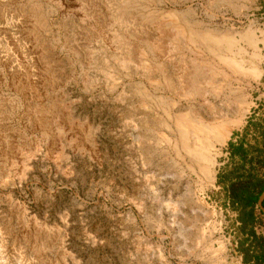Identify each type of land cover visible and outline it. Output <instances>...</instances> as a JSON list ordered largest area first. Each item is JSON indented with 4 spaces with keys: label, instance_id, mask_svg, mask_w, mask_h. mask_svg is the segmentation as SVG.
Wrapping results in <instances>:
<instances>
[{
    "label": "rangeland",
    "instance_id": "rangeland-1",
    "mask_svg": "<svg viewBox=\"0 0 264 264\" xmlns=\"http://www.w3.org/2000/svg\"><path fill=\"white\" fill-rule=\"evenodd\" d=\"M65 1L0 0V26L6 25L1 16L10 25L0 36V57L10 51L11 39L28 53L27 63L40 70V100L50 112L46 122L56 132L34 124L36 102L13 87L0 61V135L8 140L6 150L0 141V264H244L243 249L253 251L251 233L263 236L264 223L244 224L228 190L239 172L264 178L258 163H264V41L258 48L263 68L258 82L235 78L220 87L222 92H212L219 89L215 86L188 100L175 93L178 84L149 85L141 73L114 69L116 80L108 81L110 46L89 32L98 28L115 38L120 28L110 24L107 11L117 0H86L80 12ZM141 3L159 12L189 8L191 17L211 30L242 31L252 20L264 40L263 0H251L248 16L214 0ZM241 45L251 55L252 49ZM174 55L166 64L158 62L172 77L178 66ZM217 80L229 79L221 73ZM139 85L154 93L146 101L151 107L140 105ZM234 90L245 91L250 109L226 143H216L211 183L198 164L177 151L176 138L151 120L162 114L159 97L174 113L196 111L212 120L216 110L230 111ZM123 91L127 99L121 101ZM15 145L18 153L10 150ZM41 242L44 249L38 252Z\"/></svg>",
    "mask_w": 264,
    "mask_h": 264
},
{
    "label": "bare ground",
    "instance_id": "bare-ground-1",
    "mask_svg": "<svg viewBox=\"0 0 264 264\" xmlns=\"http://www.w3.org/2000/svg\"><path fill=\"white\" fill-rule=\"evenodd\" d=\"M141 1L143 0H117L113 3V11L112 9L107 11L108 19L111 21L110 24L120 28L119 32L116 31L118 34L115 35V38L110 39V35L104 33V30L102 31L98 28L90 29V38L104 40L110 46L112 61H106L104 71H106L107 80L112 81L111 83L117 77V74L114 75L113 73L114 69L125 71L128 75L133 72L135 74L141 73L142 76L150 81L149 85L175 86L178 84L181 89L174 90L175 93L189 100V98L197 94L204 96L208 92V88H214L215 86H218L219 89L211 90L212 92H222L223 90H220L222 86L224 84L231 85L235 78L238 80L248 78L256 82L261 79L263 68L258 64L257 58L259 57V45L264 40L260 39L257 32L258 27H256L252 20L242 31L232 29L225 31L218 29L211 30L204 26L202 27L203 23L194 20L191 17L189 8H184L185 10L181 11L170 9L159 12L156 7L144 5ZM146 1L155 5L157 0ZM226 3L237 14L247 11L245 14L248 16L251 0H214V4L217 6ZM87 4L86 0H73L70 3L67 0L64 2V6L66 5L68 8L75 6V12L78 10L80 12V9ZM5 19L6 16H1V24L5 23L6 25L0 26V36L7 35L9 30L10 25L6 23ZM24 22L23 20L22 23ZM261 33L264 35L263 30ZM241 42L252 49L251 55L249 53V56L246 54L248 51L246 52ZM7 44L10 51L1 56L0 61L8 70L11 84L15 89L23 92L29 100L36 102V108L34 107L36 110L33 111L34 115H32L34 124L42 128L46 133L54 135L56 132L46 122L49 120L48 115L50 112H47L48 109L41 104L43 101L40 100L39 76L41 74H38L40 70L37 71L38 68L36 70L33 65L27 63L28 53L14 39L8 40ZM40 50L42 51V49ZM186 52L191 53L194 57H191ZM173 53L175 55L178 54L176 77L168 76L165 71L166 67L163 64L158 65L160 61H167L165 59L168 56L172 57ZM221 73L225 78L229 79L226 83L224 80V82H218L217 79ZM48 76L51 77L49 74ZM157 77H161L163 81L161 80L162 82H160ZM173 78H179L178 82H174ZM241 83L243 84V82ZM136 91L142 97L140 105L142 107H151L146 105V101L151 96L155 97L154 93L147 92L141 85L136 88ZM235 93L234 105L230 107V111L226 113L224 109L216 110L212 114V120L196 111L185 113L179 110L177 113H174L172 106L164 105L168 101L166 98L161 99L159 97V102L157 103L156 101V107L159 106L161 108L162 114H157L156 119L151 121H154L153 123L159 127L166 129L169 135L176 138L174 139V147L177 151H184L191 158L193 164H198L201 173L211 183L215 177L217 155L219 154V149H216V143L224 145L232 131L242 125L250 109L251 103L248 102L249 96L247 97L245 91L241 90ZM125 99L127 97L125 91H123L120 94L119 100L123 101ZM53 118L55 119V117ZM146 119L148 121V118L145 117L143 125L147 129L146 125L148 122ZM132 124L136 128H142L140 122L136 123L132 121ZM92 133L91 131V135ZM0 141L4 143L6 150L8 147L6 135H0ZM9 147L11 151L15 152H17V149H20L18 145ZM26 156L30 157V155ZM200 204L203 207L205 206L204 203ZM36 233L37 236L40 235L39 231H36ZM44 245L43 242L39 243L37 251H43Z\"/></svg>",
    "mask_w": 264,
    "mask_h": 264
},
{
    "label": "trees",
    "instance_id": "trees-1",
    "mask_svg": "<svg viewBox=\"0 0 264 264\" xmlns=\"http://www.w3.org/2000/svg\"><path fill=\"white\" fill-rule=\"evenodd\" d=\"M239 151V152H238ZM234 152H238L242 157L246 159V153H242L239 150V147L234 148ZM249 164L252 165L251 159H249ZM261 166L264 163L259 162ZM242 168L239 169V171ZM236 181L231 182L229 185V195L232 199V205L238 207L243 212V216L241 220L244 224H251L253 221L255 222V209L256 203L259 195L264 189V178H255L251 174H247L246 176L243 173H237L235 177ZM264 207V200L262 202ZM250 248L243 249L244 255V264H264V235L256 236L251 233Z\"/></svg>",
    "mask_w": 264,
    "mask_h": 264
},
{
    "label": "flooded vegetation",
    "instance_id": "flooded-vegetation-1",
    "mask_svg": "<svg viewBox=\"0 0 264 264\" xmlns=\"http://www.w3.org/2000/svg\"><path fill=\"white\" fill-rule=\"evenodd\" d=\"M259 198V197H258ZM264 200V199H263ZM258 201V200H257ZM263 202V201H262ZM256 208L259 210L260 214L262 215H257L255 216L256 220H258L260 223L259 224H263L264 223V212L259 208V206L256 203ZM264 227V226H262Z\"/></svg>",
    "mask_w": 264,
    "mask_h": 264
},
{
    "label": "water",
    "instance_id": "water-1",
    "mask_svg": "<svg viewBox=\"0 0 264 264\" xmlns=\"http://www.w3.org/2000/svg\"><path fill=\"white\" fill-rule=\"evenodd\" d=\"M263 2H264V0H263ZM263 199H264V189L262 190L261 194L259 195V198H258V201H257V205L264 212V207L262 205Z\"/></svg>",
    "mask_w": 264,
    "mask_h": 264
}]
</instances>
